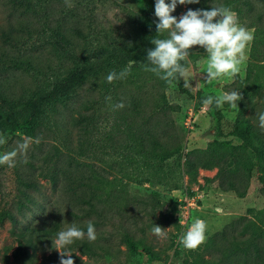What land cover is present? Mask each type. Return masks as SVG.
Listing matches in <instances>:
<instances>
[{
    "label": "rangeland",
    "instance_id": "374dc122",
    "mask_svg": "<svg viewBox=\"0 0 264 264\" xmlns=\"http://www.w3.org/2000/svg\"><path fill=\"white\" fill-rule=\"evenodd\" d=\"M12 1L0 0V97L9 101L50 90L69 71L108 50H135L148 30L143 0H21L28 9ZM249 1L251 8L241 0H199L195 8L178 3L171 13L179 19L197 6H224L236 13L240 25L254 30L235 76L208 83L207 53L193 46L181 88L179 80L168 83L145 67L128 64L125 78L107 82V75L117 70L110 68L89 78L70 97L45 107L40 126L27 149L18 152L14 166L0 164V264H60V251L71 253L74 264H202L199 256L222 264H248L244 253L253 252L264 238V219L258 215L264 210V170H256V157L238 137L228 135L240 100L236 108L228 103L219 107L223 119L218 126L213 111L196 107L184 90L192 96L198 91L205 97L231 91L241 95L249 67L250 85L262 94L264 0ZM56 35L61 40L56 41ZM251 52L261 62H252ZM254 101L247 116L254 124V143L264 152L258 119L264 97ZM91 102L92 109H84ZM119 103L124 107L115 108ZM80 113L92 118L87 131L73 124ZM25 137L19 132L0 136L5 140L0 155L17 149ZM154 141L171 155L141 154ZM236 164L254 169L245 174L225 171L216 179L220 168ZM229 181L236 189L225 192ZM24 183L33 187L25 188ZM186 186L201 195L200 208L191 210V222L199 218L207 225L205 240L195 250L179 243L174 249L180 236L176 197ZM84 200L95 208L88 212ZM239 218L244 219L235 226L238 239L230 249L203 248ZM89 221L97 224L94 241L85 235L57 250L60 231ZM154 225L161 227L162 235L154 234ZM18 239L27 244V252H34L30 260L17 263L13 257ZM83 243L90 247L86 254L80 251Z\"/></svg>",
    "mask_w": 264,
    "mask_h": 264
},
{
    "label": "clouds",
    "instance_id": "9594fccd",
    "mask_svg": "<svg viewBox=\"0 0 264 264\" xmlns=\"http://www.w3.org/2000/svg\"><path fill=\"white\" fill-rule=\"evenodd\" d=\"M199 0H155L154 15L158 19L156 23L157 33L167 32L166 38L151 40L154 49L147 50V60L151 67L145 66V71H150L160 79L172 83L187 76V69L181 61H185L189 56V49L199 46L207 53L205 80L211 83L221 76H235L240 71V65L245 59V49L254 39V30H249L238 22V17L228 7H212L210 10L189 9L177 19L171 13L177 4L198 3ZM130 69L125 68L120 73L110 72L106 80L112 83L114 80L123 79L129 74ZM189 82L185 80L187 87ZM110 100V97H106ZM241 96L237 91L222 92L217 96L209 95L202 103L211 108L213 104L221 107L228 103L236 108V101ZM115 108H123L124 104L119 103ZM259 126L264 129V112L258 116ZM31 137L23 138V143H18L17 149L0 155V164L14 166V159L18 152H24ZM5 143L0 139V144ZM39 143V139L36 140ZM206 222L196 218L188 227L187 231L179 236L178 243L185 249L195 250L205 240ZM156 235H162L163 230L159 226L153 228ZM90 241L96 239L95 228L91 221L87 224L86 233L84 230L73 225L57 234L55 241L57 250L72 244L75 240L85 238ZM61 252L60 264H74L71 253ZM68 258L65 259L64 257Z\"/></svg>",
    "mask_w": 264,
    "mask_h": 264
},
{
    "label": "trees",
    "instance_id": "16d2710c",
    "mask_svg": "<svg viewBox=\"0 0 264 264\" xmlns=\"http://www.w3.org/2000/svg\"><path fill=\"white\" fill-rule=\"evenodd\" d=\"M144 5L147 11V21H148V30L145 32L143 36V40L141 45L132 50L130 52H122L118 50H108L100 55L96 60L86 62L82 64L80 67L75 68L67 73L65 79L60 80L56 83V85L50 90L46 91H38L32 94L28 99L21 102L9 101L3 97H0V136H3L7 133H16L19 132L24 136L33 137L36 130L41 124V120L44 118V109L45 107L59 101L62 99H66L70 97L75 89L79 86L83 85L89 78L97 75L102 71H107L110 68L116 67L117 70L121 71L125 69L128 64H137L139 66L151 67L150 62L147 60V50L154 49V45L151 43V40L157 38H164V33H157L156 23H158V19L154 15V5L155 0H143ZM167 1V0H166ZM244 5L251 8V3L249 0H241ZM14 4L19 3L20 5H26L28 9V5L26 2L21 0H13ZM193 8H195V4L191 3ZM198 9H202L201 6H197ZM61 40L60 35H56V41ZM251 60L252 62H261L255 56V52H251ZM182 65H184L187 69L188 61H181ZM257 64L251 63V67ZM115 70V72H119ZM250 71V72H249ZM251 70L247 69V76L245 81L242 82L239 91L241 92V99L239 101V107L237 110V121L235 122L233 129L228 133L229 136L238 137L245 148L250 151L257 160L256 170H264V152L258 148L254 139L252 138V132L255 131L253 121L250 117L247 116L248 112H252L255 108L256 102L254 101L257 97L261 95L264 97V90L262 94L257 87H252L251 84ZM180 88H181V78ZM184 93L188 94V96L194 101V104L198 108L206 107L202 101L206 98L198 91L194 96L190 95L189 92L184 90ZM94 103H89L84 106V109H92ZM208 108V107H207ZM213 111V114L217 120V125L221 124L223 119V115L215 104L209 108ZM93 123L92 118L90 116L82 115L81 113L75 118L73 124L75 126H79L86 131L89 129L91 124ZM136 145L141 149L143 145L139 142H136ZM134 145L130 147V149H134ZM149 156L156 157L158 153H163L166 158L168 155L165 150V147L159 141H154L150 150H142L141 154L145 153ZM254 169L249 165H241L236 164L233 168L229 170H224V168H220L218 173L216 174V179H220L221 176L225 173V171L237 172L242 170L243 173H248ZM262 180H264L263 176H260ZM25 188L33 187V185L24 183ZM225 192L229 190H235V183L232 181L227 182V187L223 188ZM188 190V186H187ZM243 193L239 192V197L243 198ZM83 203L86 205L87 211H91L95 208V205L90 200H84ZM87 212V214H88ZM258 215L264 219V210L259 211ZM244 218H239L236 221L231 222L228 229H224L220 234L215 237L209 239L206 243L203 244V248L208 250V248H212L217 251L228 250L233 243L237 242L238 239V231L236 230V225L239 226L240 222ZM94 228L97 226L94 222H92ZM78 228L85 231L87 230L86 226H78ZM216 246H218L216 248ZM27 244L25 245L21 239H18V247L12 253L13 257L16 259L17 263H21V260L26 259L30 260L31 255H34V252H27ZM80 251L86 254L90 251V247L83 243ZM250 254V256L248 255ZM249 258L248 264H264V238H260L259 244L253 249L251 253H244ZM198 263L202 264H222L219 262V259H209L205 260L202 256L198 257Z\"/></svg>",
    "mask_w": 264,
    "mask_h": 264
},
{
    "label": "built area",
    "instance_id": "2783aa9c",
    "mask_svg": "<svg viewBox=\"0 0 264 264\" xmlns=\"http://www.w3.org/2000/svg\"><path fill=\"white\" fill-rule=\"evenodd\" d=\"M200 191H189L187 186L184 187L183 191H179V196L176 200L179 204V211L175 217V226L179 234L187 231L188 227L191 225V210L199 209L201 205V195ZM178 247V240L174 242V249Z\"/></svg>",
    "mask_w": 264,
    "mask_h": 264
}]
</instances>
